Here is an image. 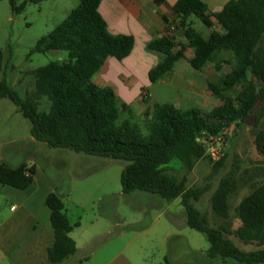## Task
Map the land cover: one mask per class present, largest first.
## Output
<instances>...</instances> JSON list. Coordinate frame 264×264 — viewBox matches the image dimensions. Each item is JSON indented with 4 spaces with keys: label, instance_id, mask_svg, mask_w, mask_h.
I'll list each match as a JSON object with an SVG mask.
<instances>
[{
    "label": "trees",
    "instance_id": "obj_1",
    "mask_svg": "<svg viewBox=\"0 0 264 264\" xmlns=\"http://www.w3.org/2000/svg\"><path fill=\"white\" fill-rule=\"evenodd\" d=\"M7 1L12 13L21 11L16 0ZM101 1L77 0V6L31 50L40 54L64 52L67 59L49 62L31 72L34 93L29 101L19 98L5 81H0V100L12 102L30 123L32 139L48 148L125 162L120 175L122 194L142 191L168 202L180 198L186 226L207 237L208 259L264 264V164L256 168L246 185L248 193L233 209L238 222L233 231L222 225L209 227L207 216L194 207L209 191L208 185L187 187L186 176L177 179L169 171L173 160L187 172L201 160L209 162L198 142L201 133L217 134L232 123L238 131L252 124L255 150L264 157V128L260 127L264 120V0H236L214 14H208L201 0L175 1L173 12L179 19L176 29L185 44H177L173 35L146 44V51L159 57L148 72L149 82L155 84L170 74L184 57L186 47L193 51L188 61L193 70L212 65L216 73H222L225 67L229 71L215 82L206 83V92L219 100L217 106L209 111H182L171 103L155 104L143 120L145 134L132 122V109L119 105L110 87L92 82L108 58L121 61L133 48L131 36L111 35L107 31L98 11ZM210 18L224 32L210 31L205 39L192 19L210 30ZM2 63L0 51V73ZM41 102L44 108L40 110ZM227 151L217 163L209 162L213 174L224 167ZM34 175V166L0 163V185L25 190ZM238 187L231 173L219 180L210 197V208L220 220H228L229 199ZM45 205L53 232L47 261L60 264L75 254L76 246L69 234L80 224L70 222L63 200L55 191L47 195ZM229 235L256 250H241ZM165 262L169 264L167 259Z\"/></svg>",
    "mask_w": 264,
    "mask_h": 264
},
{
    "label": "rangeland",
    "instance_id": "obj_2",
    "mask_svg": "<svg viewBox=\"0 0 264 264\" xmlns=\"http://www.w3.org/2000/svg\"><path fill=\"white\" fill-rule=\"evenodd\" d=\"M76 4L77 0H16V6H22V9L19 13H12L8 1L0 0V51L3 54L0 81H5L19 98L29 101L34 93L31 72L49 62L67 59L64 52L40 54L31 53V50L40 38L65 19ZM194 21L195 28L206 35L207 30L201 23ZM206 71L212 73L211 79L215 81L229 68L216 73L210 65ZM43 108L44 102H41L39 109ZM132 122L145 134L143 121L133 118ZM261 124L260 127L264 128V120ZM253 131L252 124L240 131L236 128L238 136L235 137L234 133L229 141L228 157L216 174L212 173L207 160L196 163L190 172L176 160L169 164L170 173L177 179L186 176L187 187L209 186V191L194 204L207 216L209 227L222 225L233 231L238 226L233 209L248 193L246 185L256 168L264 164V157L255 150ZM0 162L13 167L22 163L35 164V188L41 191L45 180L56 184L55 192L63 200L68 219L70 222L79 221L76 233L87 236L88 232L96 230L97 233L109 231L139 235L136 243L123 253L130 264H166L165 257L170 258V264H237L232 260H210L206 257L209 248L207 237L186 226L180 198L168 202L142 191L122 194L120 175L125 162L51 149L34 141L30 135V123L7 99L0 100ZM230 173L239 187L229 199L228 220H220L211 211L210 197L219 180ZM0 188L18 194L10 196L0 189V211L5 207L4 200H25L29 195L3 185ZM169 233L173 235L172 241L164 242V236ZM126 238L107 237L102 240L100 246L94 247L91 264H99L98 260L106 258L111 261L104 264H123L122 257L115 253L126 243ZM228 238L243 251L256 250L255 246L242 245L231 235ZM136 252L141 256L137 257ZM10 263H19L17 254L11 257Z\"/></svg>",
    "mask_w": 264,
    "mask_h": 264
},
{
    "label": "crops",
    "instance_id": "obj_3",
    "mask_svg": "<svg viewBox=\"0 0 264 264\" xmlns=\"http://www.w3.org/2000/svg\"><path fill=\"white\" fill-rule=\"evenodd\" d=\"M175 1L102 0L99 4L98 11L106 24L107 31L111 35L131 36L133 48L121 61L108 58L92 77V82L101 87H110L116 95L118 104L129 106L132 109L133 118L141 121L147 118L155 104L171 103L182 111L190 108L209 111L219 103L218 99L206 92L207 81L217 80L213 81L212 73L206 71L210 65H206L200 71L193 70L188 63L193 51L188 47L184 49V57L176 62L170 74L155 84H151L148 80L149 70L159 60L156 54L146 51L148 42L166 35H173L177 44H185L180 32L176 29L179 19L173 12ZM201 1L206 5L208 14H214L236 0ZM210 20L211 29H206V35L201 33L205 39L208 38L210 31L220 34L224 32L213 18ZM192 22L194 25V19ZM178 49L177 47L174 51ZM25 164L34 166L36 174L35 164ZM35 179L34 175L32 184L25 190H19L29 194L25 200H4L5 207L0 211V264H11V257L15 254L18 255L19 260L17 264H49L47 250L52 244L53 232L49 220L50 211L45 205V199L50 192L56 190V184L45 180L43 189L39 191L35 188ZM0 189L10 196L18 195L17 192ZM75 230L76 228L69 236L75 243L76 252L60 264H91L92 252L96 249L94 247L100 246V242L107 237L129 238L128 240L126 238V243L116 250L115 254L122 257L123 264H130L123 253L136 243L139 235L132 236V233L124 232L113 234L109 231L97 233L96 230H92L84 236L76 233ZM171 236L173 235L170 233L165 235L164 242H171ZM135 254L137 257L141 256V253ZM165 259L170 264V258L165 257ZM107 260L111 261L106 258L98 260L97 263L104 264Z\"/></svg>",
    "mask_w": 264,
    "mask_h": 264
},
{
    "label": "built area",
    "instance_id": "obj_4",
    "mask_svg": "<svg viewBox=\"0 0 264 264\" xmlns=\"http://www.w3.org/2000/svg\"><path fill=\"white\" fill-rule=\"evenodd\" d=\"M235 132L236 125L232 123L222 128L217 134H210L206 131L201 133L198 142L204 149L205 156L211 164H215L223 158L228 143Z\"/></svg>",
    "mask_w": 264,
    "mask_h": 264
}]
</instances>
